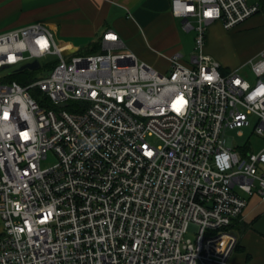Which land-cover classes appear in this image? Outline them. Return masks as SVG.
Returning a JSON list of instances; mask_svg holds the SVG:
<instances>
[{"label": "built area", "instance_id": "2783aa9c", "mask_svg": "<svg viewBox=\"0 0 264 264\" xmlns=\"http://www.w3.org/2000/svg\"><path fill=\"white\" fill-rule=\"evenodd\" d=\"M261 6L171 0L199 51L165 72L114 30L85 54L44 22L0 33V71L55 55L27 84L0 75V264H235L230 225L252 195L264 201V145L225 132L255 115L264 140V48L249 74L203 47L208 24L232 28Z\"/></svg>", "mask_w": 264, "mask_h": 264}, {"label": "crops", "instance_id": "0c3cea01", "mask_svg": "<svg viewBox=\"0 0 264 264\" xmlns=\"http://www.w3.org/2000/svg\"><path fill=\"white\" fill-rule=\"evenodd\" d=\"M180 18L172 13L171 0H0V33L44 22L61 43L79 46L73 43L79 42L91 50L102 43L104 33L114 30L144 62L156 64L155 52L165 56L166 71L174 54L185 63L179 52L184 33ZM260 199L252 195L232 227L238 238L230 257L235 264H264V202Z\"/></svg>", "mask_w": 264, "mask_h": 264}, {"label": "rangeland", "instance_id": "374dc122", "mask_svg": "<svg viewBox=\"0 0 264 264\" xmlns=\"http://www.w3.org/2000/svg\"><path fill=\"white\" fill-rule=\"evenodd\" d=\"M180 21L182 18L179 19ZM184 30L181 41L182 48L179 52L182 54L181 59L191 65V56L198 53L199 49L195 46L194 41V30ZM56 40L61 43V38L56 35ZM68 43V42H67ZM79 46L68 45L75 50H80L78 54L99 52L103 50H88L84 45L79 42H73ZM86 48V49H85ZM264 48V11L248 17L244 21L240 22L232 28L224 27L221 21H215L206 26V38L203 51L211 55L216 59L224 68L234 69L240 68V72L247 71L250 74V66L252 61L259 59V53ZM105 51V50H104ZM158 61L156 64H149L160 72H165L168 67V59L159 53H156ZM55 59V55H48L42 60V72L36 74V78L43 76L44 71L47 69L44 64L48 61ZM70 60V57L67 58ZM139 60L143 61L141 58ZM47 65V64H46ZM15 68H5L0 71V75L10 74ZM252 75H249V78ZM35 78V79H36ZM34 80V78L32 79ZM257 118L255 115L250 116V125L242 128L227 129L225 132L226 136L232 138L233 142L239 146H246L251 150H259L264 145V140L258 134L253 132ZM55 158L50 154L47 160H44L42 165L47 166L54 162ZM253 197L260 199L255 193ZM261 200V199H260ZM264 202V201H262ZM2 228V222L0 219V230ZM198 232V226L195 223H191L188 227L187 232L184 234V241L187 239L195 240Z\"/></svg>", "mask_w": 264, "mask_h": 264}, {"label": "trees", "instance_id": "16d2710c", "mask_svg": "<svg viewBox=\"0 0 264 264\" xmlns=\"http://www.w3.org/2000/svg\"><path fill=\"white\" fill-rule=\"evenodd\" d=\"M262 2V6H261V9L260 11H264V0H261ZM91 50H102V45L100 42L98 43H95L93 45V47L91 48ZM54 63H50V64H45L43 65L47 67V69L44 71V73H48L50 71V69H52ZM42 67V66H41ZM44 69L41 70V68H36V69H24V70H14L8 77H6V80H16L22 84H27L29 83L30 81H32V79L36 78V74L38 72H42ZM34 95L37 96L38 94V91L37 90H34ZM237 221V218L234 219V221L232 222V224L230 225V227L232 228L234 226V224L236 223ZM238 245V244H237ZM236 245V247H238Z\"/></svg>", "mask_w": 264, "mask_h": 264}, {"label": "water", "instance_id": "95a60500", "mask_svg": "<svg viewBox=\"0 0 264 264\" xmlns=\"http://www.w3.org/2000/svg\"><path fill=\"white\" fill-rule=\"evenodd\" d=\"M183 23L186 21V18H184L183 20ZM39 60L38 59H35L34 61L32 62H27L25 64H23L22 66H20L17 70H24V69H36L39 67ZM1 69V68H0Z\"/></svg>", "mask_w": 264, "mask_h": 264}]
</instances>
